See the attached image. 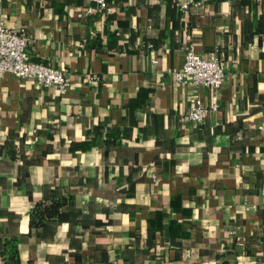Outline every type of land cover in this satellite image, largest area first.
Masks as SVG:
<instances>
[{"label": "crops", "instance_id": "0c3cea01", "mask_svg": "<svg viewBox=\"0 0 264 264\" xmlns=\"http://www.w3.org/2000/svg\"><path fill=\"white\" fill-rule=\"evenodd\" d=\"M107 3L0 0L31 59L70 78L0 75V264L9 240L19 264H264V0ZM188 46L224 65L215 108L175 77ZM51 187L68 214L30 229Z\"/></svg>", "mask_w": 264, "mask_h": 264}, {"label": "built area", "instance_id": "2783aa9c", "mask_svg": "<svg viewBox=\"0 0 264 264\" xmlns=\"http://www.w3.org/2000/svg\"><path fill=\"white\" fill-rule=\"evenodd\" d=\"M98 9L110 10L107 0H89ZM182 10L189 6L187 1L178 2ZM29 38L17 27L9 26L0 21V75L10 72L19 78H32L40 85H53L59 91L65 92L70 85V78L59 67L31 59L28 46ZM177 80L188 78L194 85L208 86L212 89V107H217V94L225 77L224 65L216 53L208 56L197 53L193 46H188L184 52L181 66L174 71ZM87 80L96 83L98 76L87 73ZM208 107L199 96H196L186 114V119L195 122L204 120Z\"/></svg>", "mask_w": 264, "mask_h": 264}, {"label": "trees", "instance_id": "16d2710c", "mask_svg": "<svg viewBox=\"0 0 264 264\" xmlns=\"http://www.w3.org/2000/svg\"><path fill=\"white\" fill-rule=\"evenodd\" d=\"M101 126L96 125L92 128L93 136L99 135L101 133ZM109 142L106 137L104 141ZM45 197L39 201L32 204L29 210V227L30 229H38L45 227H55L57 222L61 221L63 216L68 214L66 208L72 203V194L64 193L59 188H50L47 190ZM99 223H106L102 220H98ZM156 231V228L150 226L147 231V246L146 250H149L151 240L150 237L152 233ZM162 231V230H161ZM262 238V235L259 236ZM171 242H175L172 237H170ZM238 239H234L233 243H237ZM247 251L249 249L247 248ZM3 259L7 264H19V250L17 243L14 240H9V242L4 246Z\"/></svg>", "mask_w": 264, "mask_h": 264}]
</instances>
